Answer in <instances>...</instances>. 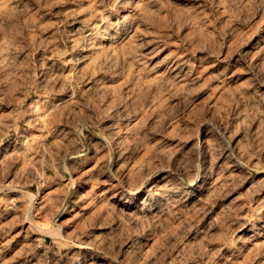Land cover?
I'll return each instance as SVG.
<instances>
[{
	"label": "rangeland",
	"instance_id": "1",
	"mask_svg": "<svg viewBox=\"0 0 264 264\" xmlns=\"http://www.w3.org/2000/svg\"><path fill=\"white\" fill-rule=\"evenodd\" d=\"M0 264H264V0H0Z\"/></svg>",
	"mask_w": 264,
	"mask_h": 264
},
{
	"label": "bare ground",
	"instance_id": "2",
	"mask_svg": "<svg viewBox=\"0 0 264 264\" xmlns=\"http://www.w3.org/2000/svg\"><path fill=\"white\" fill-rule=\"evenodd\" d=\"M100 39H103L102 37H100ZM93 47V45L90 47V50H91V48Z\"/></svg>",
	"mask_w": 264,
	"mask_h": 264
}]
</instances>
